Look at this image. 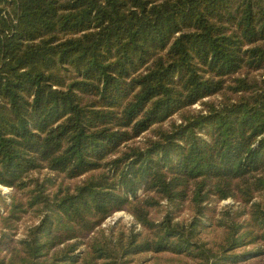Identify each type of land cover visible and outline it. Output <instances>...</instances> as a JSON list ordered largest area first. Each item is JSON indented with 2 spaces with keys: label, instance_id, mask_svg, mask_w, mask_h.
I'll use <instances>...</instances> for the list:
<instances>
[{
  "label": "trees",
  "instance_id": "trees-1",
  "mask_svg": "<svg viewBox=\"0 0 264 264\" xmlns=\"http://www.w3.org/2000/svg\"><path fill=\"white\" fill-rule=\"evenodd\" d=\"M0 186V264L264 258V0H0Z\"/></svg>",
  "mask_w": 264,
  "mask_h": 264
},
{
  "label": "rangeland",
  "instance_id": "rangeland-1",
  "mask_svg": "<svg viewBox=\"0 0 264 264\" xmlns=\"http://www.w3.org/2000/svg\"><path fill=\"white\" fill-rule=\"evenodd\" d=\"M194 108H198V106H194ZM176 117L173 118L175 120ZM71 181H64V185L68 184L71 185ZM14 194V190L1 187L0 186V195L5 198L6 201H9V197ZM18 196H20V193H17ZM235 202L232 199H228L226 201H215L213 202L210 207L213 208V212L211 215L207 216L206 219L208 220V223H210V228H208L206 231L202 233L201 239L208 242L210 245H213V243L218 242L223 234V229L217 226V219H220L221 217H225V212H222V209L225 208V206L229 205L232 206ZM238 207L240 209H243V206H240L237 203ZM247 209V208H246ZM193 209L189 205V203H186L183 206L182 211L177 216V220L181 222H188L189 219L193 216ZM151 217L154 220H160L165 215V208L158 207L156 209L151 210ZM227 218V217H226ZM36 223V218L33 216V214H27L23 215L18 222L15 223V227L11 231H7L10 236V238L13 241H18L20 238L23 237V234L25 231L30 227L32 224ZM135 223L133 217L128 214L127 212L121 211L114 213L112 217L108 218L101 226L100 230H107L109 227L115 226L114 232H117L121 229H127L131 225ZM107 232V231H106ZM98 232L95 233L97 235ZM17 247V243L15 244ZM0 257H5L4 262L9 263L10 255L6 251H1ZM183 257L175 258V261L171 264H187V261L182 259ZM240 264H264V258L262 259H253L248 262H243Z\"/></svg>",
  "mask_w": 264,
  "mask_h": 264
}]
</instances>
